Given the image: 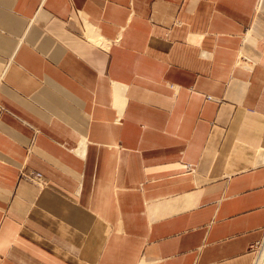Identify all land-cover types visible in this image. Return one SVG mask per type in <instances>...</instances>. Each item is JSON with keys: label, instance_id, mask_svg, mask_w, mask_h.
Segmentation results:
<instances>
[{"label": "crops", "instance_id": "1", "mask_svg": "<svg viewBox=\"0 0 264 264\" xmlns=\"http://www.w3.org/2000/svg\"><path fill=\"white\" fill-rule=\"evenodd\" d=\"M263 238L264 0H0V264Z\"/></svg>", "mask_w": 264, "mask_h": 264}, {"label": "built area", "instance_id": "2", "mask_svg": "<svg viewBox=\"0 0 264 264\" xmlns=\"http://www.w3.org/2000/svg\"><path fill=\"white\" fill-rule=\"evenodd\" d=\"M209 99H211V97H209ZM27 179H29V180H37V181H39V182H42L43 181V178H42V175L40 174V173H29L28 175H26L25 176ZM263 240H264V238H263ZM260 241V242H258V243H256L254 246H253V250H254V248L255 247H257V246H259V245H262V243L264 242V241Z\"/></svg>", "mask_w": 264, "mask_h": 264}, {"label": "rangeland", "instance_id": "3", "mask_svg": "<svg viewBox=\"0 0 264 264\" xmlns=\"http://www.w3.org/2000/svg\"><path fill=\"white\" fill-rule=\"evenodd\" d=\"M262 251H264V242L262 243V245H259V246H257V247L254 248V250H253V253H254V263L253 264H256L257 257L260 255V253Z\"/></svg>", "mask_w": 264, "mask_h": 264}, {"label": "bare ground", "instance_id": "4", "mask_svg": "<svg viewBox=\"0 0 264 264\" xmlns=\"http://www.w3.org/2000/svg\"><path fill=\"white\" fill-rule=\"evenodd\" d=\"M256 261H257L256 264H264V251L260 253Z\"/></svg>", "mask_w": 264, "mask_h": 264}]
</instances>
